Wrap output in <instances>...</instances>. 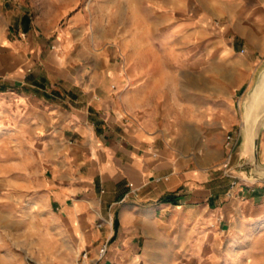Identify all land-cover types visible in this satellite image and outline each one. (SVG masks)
<instances>
[{
  "label": "crops",
  "instance_id": "obj_1",
  "mask_svg": "<svg viewBox=\"0 0 264 264\" xmlns=\"http://www.w3.org/2000/svg\"><path fill=\"white\" fill-rule=\"evenodd\" d=\"M188 2L193 15L211 27L207 16H226L247 55L262 56L264 0H176L178 15ZM9 5L0 0V121L17 125L18 134L35 146L51 206L77 246L96 253L108 243L100 264H141L149 243L175 230L199 250L213 232L203 225L219 222L220 228L245 202H264V180L244 184L237 196L230 189L218 195V182L230 181L228 173L185 164L170 141L185 138L186 106L176 94L170 99L166 90L152 88V77L138 87L141 78L132 63L106 54L93 58L77 43L81 19L74 16L69 24V3L53 8L47 19ZM228 49L236 52L235 42ZM246 79L241 71L225 107L214 100L219 93L213 82L204 96L209 103L193 107V127L234 128V98ZM233 141L242 144L245 138ZM260 149L264 158V142ZM243 189L249 194L241 199Z\"/></svg>",
  "mask_w": 264,
  "mask_h": 264
},
{
  "label": "rangeland",
  "instance_id": "obj_2",
  "mask_svg": "<svg viewBox=\"0 0 264 264\" xmlns=\"http://www.w3.org/2000/svg\"><path fill=\"white\" fill-rule=\"evenodd\" d=\"M66 3L69 24L74 16L81 19L74 33L77 43L87 46L93 58L106 54L123 64L132 63L141 78L138 87L152 77V88L166 90L170 99L176 94L186 106L185 138L176 136L170 143L183 154L185 164H198L211 174H229L230 181L219 180L218 195L230 189L237 196L244 184L253 186L264 180L260 153L264 129L257 162L251 118L252 108L259 109L254 117L264 118V92L255 98V90L251 92L264 73V52L260 58L248 56L226 16H207L211 27L193 15V2L178 15L176 0H9V8L24 7L31 15L47 19L53 8ZM233 42L236 52L228 49ZM241 71H247V79L234 98L236 126L209 128L201 123L200 128L193 127V107L209 103L210 98L204 96L211 84L217 82L219 94L214 100L225 107V97L234 91ZM16 126L0 121V264H79L81 252L88 249L77 246L59 210L51 206L43 164L35 158V146L18 134ZM237 136L245 141L234 144ZM248 194L247 189L239 193L241 199ZM224 197L225 202L230 200ZM245 205L231 218L221 219L220 228L219 222L203 225L213 232L202 240L199 250L184 239L181 230L170 231L149 243L140 263L264 264V202Z\"/></svg>",
  "mask_w": 264,
  "mask_h": 264
},
{
  "label": "water",
  "instance_id": "obj_3",
  "mask_svg": "<svg viewBox=\"0 0 264 264\" xmlns=\"http://www.w3.org/2000/svg\"><path fill=\"white\" fill-rule=\"evenodd\" d=\"M263 75H264V73L262 74V76L260 78V81L258 83H256V84H254V86L251 89V92L261 82V79H262ZM259 94H261V93H258L257 96ZM257 112H259V109L255 110V109L252 108L251 118L255 121V123H254L255 135H254V138H253V154H254L255 160L258 162L259 161L260 135H261V131L264 129V121H263L264 118L254 117L253 114H255Z\"/></svg>",
  "mask_w": 264,
  "mask_h": 264
},
{
  "label": "built area",
  "instance_id": "obj_4",
  "mask_svg": "<svg viewBox=\"0 0 264 264\" xmlns=\"http://www.w3.org/2000/svg\"><path fill=\"white\" fill-rule=\"evenodd\" d=\"M227 139H231V136L228 135ZM108 250V244L104 243L102 244L95 256H91L90 252L88 250H83L80 255L79 264H98L100 261H102L107 253Z\"/></svg>",
  "mask_w": 264,
  "mask_h": 264
},
{
  "label": "bare ground",
  "instance_id": "obj_5",
  "mask_svg": "<svg viewBox=\"0 0 264 264\" xmlns=\"http://www.w3.org/2000/svg\"><path fill=\"white\" fill-rule=\"evenodd\" d=\"M253 90H255L253 98H255V96H257L258 93H263L264 92V75H263V77L261 79V82ZM249 97H250V94H249ZM245 114H246V118H247L248 114H249V108H246ZM254 135H255V133H253V138H254Z\"/></svg>",
  "mask_w": 264,
  "mask_h": 264
},
{
  "label": "trees",
  "instance_id": "obj_6",
  "mask_svg": "<svg viewBox=\"0 0 264 264\" xmlns=\"http://www.w3.org/2000/svg\"><path fill=\"white\" fill-rule=\"evenodd\" d=\"M168 199H169L168 197L167 198H163V200H165V201L168 200Z\"/></svg>",
  "mask_w": 264,
  "mask_h": 264
}]
</instances>
